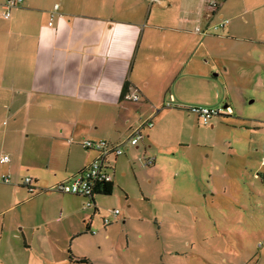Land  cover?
<instances>
[{"label":"crops","instance_id":"1","mask_svg":"<svg viewBox=\"0 0 264 264\" xmlns=\"http://www.w3.org/2000/svg\"><path fill=\"white\" fill-rule=\"evenodd\" d=\"M5 1L0 0V155L8 154L10 160L0 162V174L8 173L10 182L0 180L1 214L16 207L17 197L26 190L31 199L42 196L58 200L62 217H71L80 211L62 199L75 197L84 209H91L87 215H76L81 218L80 225L85 224V231L91 234L104 232L108 238L114 224L125 217L119 210L104 225L103 217L112 216L114 208L104 209L97 203L96 196L102 193H96L94 205L87 207L84 196L57 190L59 193L54 195L49 189L75 176L98 156V151L85 148L82 141L119 142L124 130L129 136L135 127L143 125L146 119L142 115L154 116L168 94L174 97V105L186 110L210 108L208 97L210 105L226 98L231 69L222 56L235 39L211 33L214 17L223 18V2L212 0L217 4L213 7L210 0H22L12 7L9 17H4ZM196 27L206 32H197ZM213 70L217 72L210 81L208 76ZM220 74L223 87L214 81ZM125 83L127 89L123 92ZM134 95L137 100L130 99ZM223 107V114L231 115L228 104ZM152 127L141 128L144 136L140 140L146 138L143 152L151 146ZM32 137L45 140L41 147L37 144L45 151L42 165L32 159L24 161V145ZM139 141L129 144L133 151L139 148ZM122 154L106 156L113 183L115 163ZM62 157L63 165L54 164ZM51 165L55 166L54 176L57 172L59 175L49 182L41 171ZM26 176L36 185L34 193L23 184ZM151 215L153 218L147 215L141 222L153 219L157 223L156 214ZM176 215L179 227L173 233L174 239L189 247L185 216L179 211ZM124 219L121 221L125 224ZM95 220L98 223L94 224ZM83 233L69 237L72 240ZM124 236L123 252L132 250L136 262L125 261L121 255L122 264H154L150 255H159L162 264H167L164 254L180 257L188 252L174 243L165 246L168 253L161 251L154 245L158 236L149 229L137 230L131 236L125 230ZM50 247V255L49 251H43L41 257L28 252L26 258L12 264H92L86 257L87 263L77 261L82 257L74 255L69 247ZM143 259L147 263H140Z\"/></svg>","mask_w":264,"mask_h":264},{"label":"rangeland","instance_id":"2","mask_svg":"<svg viewBox=\"0 0 264 264\" xmlns=\"http://www.w3.org/2000/svg\"><path fill=\"white\" fill-rule=\"evenodd\" d=\"M220 2L227 23L211 33L235 39L222 56L231 71L226 98L215 105H210L209 97L207 100L213 109H226L223 106L228 104L231 115H213L204 124L192 110L174 105V100L167 106L168 94L154 116L141 117L153 122L151 146L143 152L146 138L139 141L136 151L129 143L123 144V154L115 163L113 193L96 196L104 209L118 208L125 217L114 224L108 238L104 232L91 234L85 231V224L80 225L81 218L76 215H87L91 209H84L79 198L62 199L80 211L62 217L58 200L31 199L24 190L16 207L1 214L0 206V264L20 262L28 252L41 257L43 251H49L50 255V245L69 247L74 255L86 257L92 264H122L121 255L135 263L132 250L123 252L124 234L128 230L131 236L140 229L154 231L158 236L154 245L161 251L168 253L165 246L173 243L188 251L180 257L164 254L167 264H264V0ZM220 20L214 17L212 23ZM214 72L208 76L210 81L215 79ZM214 81L223 87L221 74ZM127 134L124 130L118 141H125ZM27 141L24 161L41 164L45 151L37 144L41 147L45 140L32 137ZM147 157L155 160L153 165L146 164ZM64 158L54 164L63 165ZM54 167L41 171L49 182L59 175L54 176ZM57 193L51 190V194ZM177 211L185 216L189 247L174 239L179 227ZM151 213L156 214L158 225L153 219L141 222L147 215L153 218ZM79 232L85 233L71 240L69 236ZM149 260L162 264L159 255H150ZM141 262L147 263L146 259Z\"/></svg>","mask_w":264,"mask_h":264},{"label":"built area","instance_id":"3","mask_svg":"<svg viewBox=\"0 0 264 264\" xmlns=\"http://www.w3.org/2000/svg\"><path fill=\"white\" fill-rule=\"evenodd\" d=\"M22 0H6L4 3V9H3V16L9 17L11 13V9L14 6H17L20 4ZM210 5L215 7L216 2L210 0ZM58 5L55 4L54 9H57ZM54 15V12L51 13V19ZM227 23V20H224L223 18L218 22V24H213L212 29H216L217 27H223ZM49 24H52V20L49 21ZM197 32H206L204 29L201 30V28L196 27L195 29ZM169 100L166 101V105L170 106L171 101L173 102L174 97L172 95L169 96ZM132 100H137V95H134L130 97ZM191 110L195 112L198 115L199 120L207 124L210 120V118L213 115H217L220 113H223V109H213L208 108L205 106H196L192 107ZM143 125H146L148 127L153 126L152 120L146 119L143 120ZM143 125H140L138 127H135L131 134L128 136V138L123 142H110L104 139H98V140H92V139H86L82 141V145L85 148L88 149H94L99 152L98 156L91 160L79 173H77L75 176L71 177L70 179L64 180L62 182L57 183L53 187H51L49 190H57L64 193H70V194H76L81 195L87 198V201L85 202V205L92 206L94 205L93 197H94V189L95 185L98 183V181H109L111 179V174L107 171V168L109 167L108 160L106 159V156L110 153H114L115 155L122 154V145L125 142H128L129 144L135 145L138 143L140 139L144 136V134L141 131V128ZM10 160V157L8 154H1L0 155V162L5 163ZM146 164H151L153 162L152 158H147ZM262 162L264 163V158L262 159ZM0 180L4 183L10 182V175L8 173H1L0 174ZM23 184L27 187L28 191L30 193H34L36 191V185L34 184L33 179L30 176H26L23 178ZM112 216H106L103 217V223L104 225L109 224L112 221V217H116L119 213L118 208L111 209ZM92 232H96V230H92Z\"/></svg>","mask_w":264,"mask_h":264},{"label":"trees","instance_id":"4","mask_svg":"<svg viewBox=\"0 0 264 264\" xmlns=\"http://www.w3.org/2000/svg\"><path fill=\"white\" fill-rule=\"evenodd\" d=\"M126 89H127V83L124 84L123 92H125ZM218 115H221V113ZM262 179L264 181V173L262 174ZM113 188H114V183H113L112 179H110L109 181H98V183L95 185L94 195L96 193L111 194L113 191ZM71 258H72V256H71ZM76 260L79 262H86V263L88 262V259H86L84 257L78 258Z\"/></svg>","mask_w":264,"mask_h":264}]
</instances>
